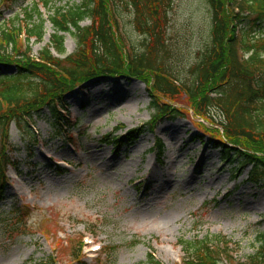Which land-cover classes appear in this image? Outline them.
Wrapping results in <instances>:
<instances>
[{
    "label": "rangeland",
    "instance_id": "374dc122",
    "mask_svg": "<svg viewBox=\"0 0 264 264\" xmlns=\"http://www.w3.org/2000/svg\"><path fill=\"white\" fill-rule=\"evenodd\" d=\"M46 1L0 0V35L3 29L13 31L16 48H8L13 55L29 48L38 57L51 42L55 9L83 0ZM35 7L39 14L30 19ZM125 8L118 2L120 33L139 48L143 37ZM210 16L205 0H175L173 47L195 54L207 40ZM40 23L44 34L38 39L29 29ZM263 34L247 41L256 44ZM64 36L63 58L77 50L76 38L70 32ZM14 71V65H0V73ZM149 90L142 80L108 77L66 94L69 117L79 120L74 146L53 137L47 110L36 116L34 136L11 122L7 143L14 166L8 168L0 200V264H147L152 254L160 264H181V239L216 235L232 243L234 257L229 250L230 261L221 264L254 252L257 234L264 232V187L247 180L250 166L236 171L235 160H220L222 151L208 142L210 135L225 140L222 129L196 114L186 95L159 96L183 115L158 119L154 130L144 127L155 113ZM156 138L165 143L161 157ZM168 179L157 190L161 202H148V192Z\"/></svg>",
    "mask_w": 264,
    "mask_h": 264
},
{
    "label": "trees",
    "instance_id": "16d2710c",
    "mask_svg": "<svg viewBox=\"0 0 264 264\" xmlns=\"http://www.w3.org/2000/svg\"><path fill=\"white\" fill-rule=\"evenodd\" d=\"M205 1L211 19L207 40L195 54L179 52L170 41V11L175 0H83L58 7L50 17L54 27L51 42L36 58L29 48L17 50L18 55L10 53L9 46L12 51L16 48L15 36L13 31L1 30L0 65H14L15 71L0 73V137L4 135V143L0 140V200L5 199L7 168L14 165L7 144L11 122L31 137L34 134L29 124L47 110L53 137L73 144L79 120L69 117L66 94L82 89L90 80L108 77L134 78L149 86V104L155 113L144 127L151 130L158 119L183 115L181 109L162 102L159 96L186 95L196 114L222 129L225 140L209 137L222 151V160H235L236 171L250 166L248 180L264 187V0ZM118 2L133 13V26L143 37L139 48L128 45L120 33L115 14ZM35 13L39 14L38 7L30 19ZM86 19L91 23L82 25ZM67 32L76 38L77 50L63 58ZM254 33L263 34L256 44L247 41ZM29 34L41 39L44 24L30 27ZM155 142L161 157L164 142L160 138ZM15 212L21 215L20 208ZM256 239L254 252L237 264H264V232ZM180 244L186 253L182 264H221L224 259L229 261L228 252L232 251L231 241L220 235L194 242L181 239ZM147 264L160 263L150 255Z\"/></svg>",
    "mask_w": 264,
    "mask_h": 264
},
{
    "label": "bare ground",
    "instance_id": "6f19581e",
    "mask_svg": "<svg viewBox=\"0 0 264 264\" xmlns=\"http://www.w3.org/2000/svg\"><path fill=\"white\" fill-rule=\"evenodd\" d=\"M68 165V164H67ZM169 181H172L171 179H168V180H166V181H163V183L162 184H160V185H157L156 187H154L153 189H152V191L150 190L148 193H150V197L148 198V202H161V198H159V196H158V189L160 188V187H163L165 184H167V182H169ZM158 187V188H157Z\"/></svg>",
    "mask_w": 264,
    "mask_h": 264
}]
</instances>
